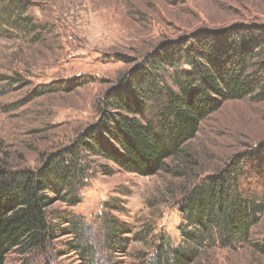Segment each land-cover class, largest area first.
Listing matches in <instances>:
<instances>
[{"label": "rangeland", "instance_id": "obj_1", "mask_svg": "<svg viewBox=\"0 0 264 264\" xmlns=\"http://www.w3.org/2000/svg\"><path fill=\"white\" fill-rule=\"evenodd\" d=\"M233 27L260 38L264 0H0V169H35L74 142L99 121L107 91L125 86L159 46H187L196 34ZM263 65L264 47L255 51V68ZM261 145L264 99L255 94L203 119L187 154L156 174L90 157L80 202L55 200L49 208L57 230L46 249L13 250L5 264H147L159 241L181 242L184 194ZM106 218L125 229L117 251L105 246ZM251 235L263 242L264 213ZM85 243L93 260L71 248ZM192 264H264V254L253 244L207 247Z\"/></svg>", "mask_w": 264, "mask_h": 264}, {"label": "trees", "instance_id": "obj_2", "mask_svg": "<svg viewBox=\"0 0 264 264\" xmlns=\"http://www.w3.org/2000/svg\"><path fill=\"white\" fill-rule=\"evenodd\" d=\"M263 38L264 33L255 39L249 28L233 27L196 34L184 47L159 46L129 72L125 86L107 91L99 121L74 142L48 154L35 169H0V264L13 250L46 249L57 230L49 208L55 200L71 206L80 202L77 190L88 158H104L144 176L156 174L186 153L200 122L225 102L255 94L264 99V65L255 68ZM179 211L181 242L159 241L147 264H192L202 250L216 246L253 244L264 254V240L255 243L251 235L264 213V145L195 183ZM118 223L105 219L110 251L127 243ZM71 248L89 260L96 254L88 243Z\"/></svg>", "mask_w": 264, "mask_h": 264}]
</instances>
